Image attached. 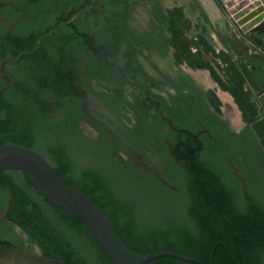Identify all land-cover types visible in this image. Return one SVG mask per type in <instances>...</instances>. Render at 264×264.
Returning a JSON list of instances; mask_svg holds the SVG:
<instances>
[{
	"label": "flooded vegetation",
	"instance_id": "af4514ba",
	"mask_svg": "<svg viewBox=\"0 0 264 264\" xmlns=\"http://www.w3.org/2000/svg\"><path fill=\"white\" fill-rule=\"evenodd\" d=\"M194 22L225 48L212 45L230 57L223 66L245 74L251 124L240 111V128L232 126L221 84L209 76L207 88L182 58L188 42L197 55L205 40ZM233 40L242 46L234 50ZM0 92L1 145H14L4 141L30 123L35 142L42 135L65 149L74 178L93 169L119 197L121 180L140 181L168 196L169 212L186 202L185 188L213 189L214 216L244 221L231 233L214 231V252L245 248L247 264H264V148L251 127L264 119V33H243L228 14L213 26L197 0H0ZM108 154L123 177L104 166ZM204 163L217 181L198 179ZM13 174L25 186L22 172L8 181ZM6 194L0 190V210ZM121 198L141 220L138 206ZM0 224V264H53L8 216Z\"/></svg>",
	"mask_w": 264,
	"mask_h": 264
},
{
	"label": "trees",
	"instance_id": "16d2710c",
	"mask_svg": "<svg viewBox=\"0 0 264 264\" xmlns=\"http://www.w3.org/2000/svg\"><path fill=\"white\" fill-rule=\"evenodd\" d=\"M181 20L182 17L179 16L178 21ZM175 25H179V23L177 22ZM186 45L187 49H182L180 53L188 65L193 69L209 70L213 79L225 87L213 66L210 63L203 62L202 59L205 54H208L223 59L224 64H230V60L224 55L215 54V51L205 41L195 44L201 47V49L197 47L199 49L197 55L192 53L191 46L193 44L188 42ZM230 67H227L229 72L234 71L235 74L232 75V78H229L233 86L227 92L235 99L244 116L246 118L249 116L247 120L251 124L254 108L250 102V97L244 92L245 74L239 68L232 69V71ZM26 124H28L26 135H18L19 137L16 136L15 138L9 137L4 143H13L45 157L54 167L63 184L82 192L99 207L123 244L131 252L140 255H155L164 252L175 253L196 259L202 264H235V262L247 264L248 252L245 248L236 251L223 252L218 250L214 252L215 243L213 240L216 237L213 235L214 231L222 228L231 233L233 230L241 228L244 221L238 218H235V220H220L214 216L219 205L213 201V189L203 190L194 186L185 188L188 198L186 202L179 200L175 208L187 218L189 225L167 224L144 228L133 204L119 197L105 177L93 169L82 168L80 179L74 178L75 164L67 156L65 149L42 135L40 138L37 137L35 142L31 135V129H29L30 123ZM43 126L47 128L50 125L45 121ZM103 164L112 173L119 174V178H121L122 174L120 175L119 168L112 156L109 154L104 156ZM201 167V172L197 175L199 180L208 182L218 180L210 165L204 163ZM11 173L13 172L0 170V190H7L0 215L5 212L8 200L11 199L12 209L8 219H12L19 226H23V223H25L24 228L28 229L29 238L35 245H40V242L35 236L34 232L36 233V231L33 228H38L41 231V238L45 240L47 245L44 256L64 264H114L83 220L44 200L35 192L26 179L25 186L14 174L8 181L7 176ZM195 176L193 173L186 180L192 181V177ZM132 180L127 182L126 179H123L121 182L118 179L126 191L141 197L140 200L143 201L149 213L155 215V211L158 210L162 214H167L171 207V201L167 195L159 192V195H156L155 192L157 191H153V194L152 191H148L149 189L145 190L142 182ZM23 217L26 218L23 219ZM240 238V242L249 241L242 236ZM228 239V237L224 238V240ZM83 245H85L86 250L88 248L89 255L84 251L85 249L82 250ZM149 264L192 263L165 257L151 261Z\"/></svg>",
	"mask_w": 264,
	"mask_h": 264
},
{
	"label": "water",
	"instance_id": "95a60500",
	"mask_svg": "<svg viewBox=\"0 0 264 264\" xmlns=\"http://www.w3.org/2000/svg\"><path fill=\"white\" fill-rule=\"evenodd\" d=\"M197 2L213 26H217L228 14L243 33L257 36L264 33L263 0H260L263 4L260 17L255 14L247 16V9L241 11L247 5L243 0H197ZM232 43L235 44L234 50L242 46L238 40H233ZM251 127L264 148V119L254 123ZM0 170L22 172L35 192L44 200L83 220L114 264H149L151 261L165 257L192 264H202L196 259L175 253L140 255L128 250L99 207L82 192L63 184L51 163L30 149L0 144ZM11 209L12 200H9L0 222L7 218ZM49 262L63 264L53 260Z\"/></svg>",
	"mask_w": 264,
	"mask_h": 264
},
{
	"label": "rangeland",
	"instance_id": "374dc122",
	"mask_svg": "<svg viewBox=\"0 0 264 264\" xmlns=\"http://www.w3.org/2000/svg\"><path fill=\"white\" fill-rule=\"evenodd\" d=\"M195 23V25L196 26H198L197 28H196V30H201L200 29V26L199 25H197V23L196 22H194ZM235 29H237V28H235ZM195 41V40H194ZM205 42H206V44H208L210 47H211V49L212 50H214V48L212 47V43L211 42H213V40L211 39V38H209V39H205L204 40ZM202 42V41H201ZM214 46H217L216 44L214 45ZM198 46H196L195 45V48H197ZM198 48H200L201 49V47H198ZM229 60H230V62H231V59H230V57L227 55L226 56ZM203 62H206V63H210L212 66H213V68L215 69V72H216V74H218V76L221 78V81L223 82V84H224V86L225 87H223L222 85H221V88L225 91V92H227V90L229 89V88H231L232 89V87L231 86H233L232 84H231V81L229 80V78H232V75H234L235 74V72L233 71L232 73H231V71L229 72V70L227 69V67L226 66H223L224 65V63L222 62V64L221 65H219L218 64V62H219V58H218V56H212V55H208V54H205L204 55V57H203ZM199 71H204V72H199V73H201V75H203V76H205V77H207V75L208 76H210L211 78H213V76H212V74H211V72L209 71V70H199ZM195 72H197V71H195ZM247 72H248V74L249 75H251V73H253V71H250V70H247ZM208 84H210V85H207V88H208V86H211V87H209V88H214V87H212V85H213V83L211 82V81H209V83ZM206 85V84H205ZM206 88V89H207ZM250 90V89H249ZM249 92H251V91H249ZM247 94V93H246ZM250 94V93H249ZM221 95V98L223 97V99H226V95L225 94H220ZM248 95V94H247ZM249 97H250V95H248ZM249 117V116H248ZM247 117V118H248ZM233 126V125H232ZM240 127H237V129H239ZM156 160H159L160 161V159H159V157L158 158H155ZM162 162V161H161ZM83 164L84 165H87V164H89L88 162H83ZM112 178L114 179V174L112 175ZM22 180H24V179H22ZM116 189H117V191H118V194L121 196V197H123V198H125V199H130V200H132L137 206H138V208H139V210H140V213L142 214V216H141V224H142V227H144V228H148V227H152V226H159V225H167V224H182V225H189V223H188V220H187V218L186 217H184L183 215H182V213H181V211H176V212H169V210H168V212H167V214H162V212L161 211H158V210H156L155 211V215H153L151 212L149 213L148 212V209L145 207V204L143 203V201L142 200H140L141 199V197L140 196H138V195H134V194H130V192L128 193V191H126L123 187H121L120 185H116ZM162 214V215H161ZM155 216H157L156 218H155ZM154 217V218H153ZM26 217H23V219H25ZM8 221H9V225H11L13 228H17V229H20V231L22 232V235L25 237H29V231H28V229H25L24 228V226H26L25 225V223H23V226H19L18 224H16V223H14V221L11 219H8ZM28 228V227H27ZM34 229V231H36V233L34 232V234H35V236L38 238V240H39V242H40V245H35V247L33 248V250H36L37 248L43 253V255H44V250H46L47 248V245L45 244V240L43 239V238H41V236H42V233H41V231H39V229L37 228V229H35V228H33ZM85 249V250H84ZM82 250H84L88 255H89V250H88V248H87V250H86V248H85V245H83L82 246ZM46 257V256H45ZM47 258V257H46ZM48 259V258H47ZM61 263V262H60ZM64 264V263H63Z\"/></svg>",
	"mask_w": 264,
	"mask_h": 264
},
{
	"label": "crops",
	"instance_id": "0c3cea01",
	"mask_svg": "<svg viewBox=\"0 0 264 264\" xmlns=\"http://www.w3.org/2000/svg\"><path fill=\"white\" fill-rule=\"evenodd\" d=\"M252 4L254 5V3H252ZM200 29H201L200 31H202L201 32V35H203L205 37V39L211 38L213 40V42H211L212 43L211 45H213V46L215 44L217 45V46H214L216 48V50L219 51V50L223 49L224 51H226L225 48H223V46L217 41L216 35L214 34L213 31L207 30L205 28V26H200ZM227 29H228V26H227ZM221 32H224L223 29L221 30ZM227 32L229 33V30H227ZM194 36H198V35L197 34H194ZM198 72H204V71H198ZM191 73L193 74V72H191ZM208 77L209 76L207 75V78ZM209 81H210V79L208 78V81L206 79L205 80V83L207 84V83H209ZM220 94H225L227 96L226 99H223V97L221 98L222 101L224 102V112H225L226 118L232 119V120L233 119L239 120L240 123L236 126V127H238L241 124V115H240L241 113H240V110L237 108L236 104L233 102L232 96L228 92H222V91H220ZM220 97H221V95H220ZM226 101L230 103L229 104V109L230 110L228 109V106H227Z\"/></svg>",
	"mask_w": 264,
	"mask_h": 264
},
{
	"label": "bare ground",
	"instance_id": "6f19581e",
	"mask_svg": "<svg viewBox=\"0 0 264 264\" xmlns=\"http://www.w3.org/2000/svg\"><path fill=\"white\" fill-rule=\"evenodd\" d=\"M243 2H246L247 3V5H246V7H244L241 11H243V10H248V12H247V16H250V15H252V14H255V15H257V17H260L261 16V8H262V5L263 4H261V2H260V0H243ZM258 2H259V4H258ZM252 3H254V5L252 4ZM193 75H194V77L199 81V82H204L206 79H207V81H208V78L207 77H205V76H203V75H201V73H199V72H193ZM226 103H227V106H228V109H229V102H227L226 101ZM227 108V107H226ZM231 108V107H230ZM230 110V109H229ZM229 112V111H228ZM234 118V117H233ZM236 118V117H235ZM230 120V123H231V125H233V126H237L239 123H240V121L239 120H236V119H229ZM228 121V120H227Z\"/></svg>",
	"mask_w": 264,
	"mask_h": 264
}]
</instances>
